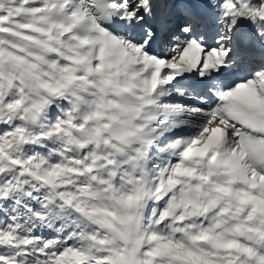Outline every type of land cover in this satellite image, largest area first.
Segmentation results:
<instances>
[{"label": "snow or ice", "instance_id": "snow-or-ice-1", "mask_svg": "<svg viewBox=\"0 0 264 264\" xmlns=\"http://www.w3.org/2000/svg\"><path fill=\"white\" fill-rule=\"evenodd\" d=\"M0 264H264V0H0Z\"/></svg>", "mask_w": 264, "mask_h": 264}]
</instances>
